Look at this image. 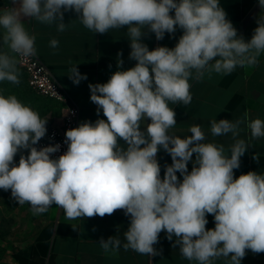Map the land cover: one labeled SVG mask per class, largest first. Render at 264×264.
I'll use <instances>...</instances> for the list:
<instances>
[{"label":"clouds","instance_id":"obj_1","mask_svg":"<svg viewBox=\"0 0 264 264\" xmlns=\"http://www.w3.org/2000/svg\"><path fill=\"white\" fill-rule=\"evenodd\" d=\"M258 4L264 11V0ZM11 5L0 8V40L8 49L0 52V82L18 84L16 57L36 55V37L23 19L56 22L62 32L64 12L70 10L94 33L127 26L129 58L136 64L115 71L106 83L88 85L97 115L102 111L106 119L66 130L67 151L55 159L51 154L59 144L36 147L47 133L48 119L15 95L0 94V189L11 190L12 198L30 205L33 215L53 204L69 220L123 210L130 217L126 242L121 245L116 236L101 239L106 253L123 246L156 256L154 245L162 231L169 241L174 236L181 255L197 264H213L221 257L240 264L246 250L264 253V174L249 171L234 178L248 149L245 140L236 139L244 121L210 122L212 136L231 133L234 143L226 154L223 145L205 142L199 125L183 138L170 134L177 122L169 107V102L191 103L189 80L199 79L205 70L229 74L237 66L256 65L264 53V15L257 16V27L245 41L219 0H11ZM177 27L183 34L173 48L149 50L141 42L144 28L162 40ZM50 46L56 48L58 41L51 40ZM122 64L118 59L117 68ZM68 76L76 85L87 79L77 66ZM145 119L150 120L146 132L141 130ZM247 127L252 138L264 137V120H251ZM161 148L172 160L163 178L157 160ZM21 150L28 154L21 153L17 164L14 158ZM253 159L258 162L259 156ZM209 214L213 229L206 228Z\"/></svg>","mask_w":264,"mask_h":264},{"label":"crops","instance_id":"obj_2","mask_svg":"<svg viewBox=\"0 0 264 264\" xmlns=\"http://www.w3.org/2000/svg\"><path fill=\"white\" fill-rule=\"evenodd\" d=\"M219 4L227 13L226 18L237 30L238 36H242L245 41L250 40L257 27V16L264 15L258 0H219ZM7 6H12L11 0H0V8ZM23 22L27 31L36 37L35 48L38 57L51 68L54 77L79 106L78 126L85 121L94 123L97 119H106L102 111L97 115V105L90 100L88 85L106 83L115 71L135 66L136 61L129 58L131 48L127 26L105 34L94 33L84 27L78 14L71 10L64 12L63 23L66 28L62 32L58 31L56 22L40 23L34 18H24ZM142 31L145 35L141 37V42L146 44L149 50L159 46L173 48L183 34V30L177 27L175 33H165L162 40H157L155 34L147 28ZM53 39L58 41L56 48L50 46ZM118 59L123 61L119 69ZM75 66L82 75L87 76V79L78 85L73 84L68 76L69 70ZM189 83L192 96L190 104L169 102V107L176 113L177 122L170 129V134L183 138L191 135V126L199 125L205 133V142L223 145L227 154L234 143L231 133L219 137L212 136L210 122L220 119L232 122L242 120L244 123L240 125L236 139L245 140L248 149L240 158V167L234 170V178L249 171L264 174V137L252 138L247 127L251 120H264V53L258 57V63L254 66H237L229 74L205 70L202 77L192 78ZM148 123L150 120L145 119L141 125L142 131L146 132ZM119 142L124 145L122 140ZM256 154L259 156L258 162L253 159ZM157 160L163 178L165 165H171L172 160L162 148L157 154ZM187 167L190 172L192 161ZM177 176L182 180L179 172ZM207 220L206 228L213 229L214 217L209 214ZM129 223L130 217L126 216L123 210H116L112 215H105L103 218L95 216L69 220L64 211L53 204L33 237L13 252L9 264H197L196 261L185 259L179 251V246H174L176 238L173 236L172 241H169L164 231L159 234V242L154 245L159 253L156 256L142 255L131 249L125 250L123 246L114 253H106L99 243L100 240L116 236L123 245L126 242L124 232L127 231ZM213 264H228V260L221 257L214 260ZM240 264H264V253L255 254L246 250Z\"/></svg>","mask_w":264,"mask_h":264},{"label":"rangeland","instance_id":"obj_3","mask_svg":"<svg viewBox=\"0 0 264 264\" xmlns=\"http://www.w3.org/2000/svg\"><path fill=\"white\" fill-rule=\"evenodd\" d=\"M2 37V32H0ZM7 46L0 40V52H7ZM14 55V54H12ZM19 83L0 82V94L15 95L22 103L38 112L42 119H48L47 125L59 123L63 106L50 97L39 93L29 82L27 74L17 64ZM21 150L14 158L18 164ZM46 212L33 215L30 205H19L12 196L11 190L0 189V264H9L13 252L33 237L35 230L44 221Z\"/></svg>","mask_w":264,"mask_h":264},{"label":"built area","instance_id":"obj_4","mask_svg":"<svg viewBox=\"0 0 264 264\" xmlns=\"http://www.w3.org/2000/svg\"><path fill=\"white\" fill-rule=\"evenodd\" d=\"M15 55V54H14ZM18 66L27 74L30 84L43 95H46L63 106V113L59 123L46 125L47 133L36 147L59 144L58 152L51 154L53 159L58 158L67 151L65 132L71 128L78 127L79 106L68 93V91L54 77L51 68L41 60L38 55L31 57L17 56ZM28 154V150L25 156Z\"/></svg>","mask_w":264,"mask_h":264}]
</instances>
